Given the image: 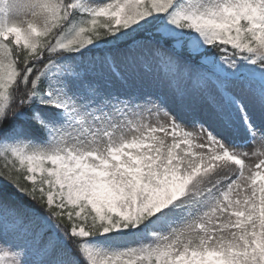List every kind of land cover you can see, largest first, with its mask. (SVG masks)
<instances>
[{
	"label": "snow or ice",
	"instance_id": "obj_1",
	"mask_svg": "<svg viewBox=\"0 0 264 264\" xmlns=\"http://www.w3.org/2000/svg\"><path fill=\"white\" fill-rule=\"evenodd\" d=\"M0 264H264V0H0Z\"/></svg>",
	"mask_w": 264,
	"mask_h": 264
},
{
	"label": "rangeland",
	"instance_id": "obj_2",
	"mask_svg": "<svg viewBox=\"0 0 264 264\" xmlns=\"http://www.w3.org/2000/svg\"><path fill=\"white\" fill-rule=\"evenodd\" d=\"M98 2H102V0H98ZM249 152H251V148L248 149ZM258 162V158H253L252 160L248 161V163L255 164Z\"/></svg>",
	"mask_w": 264,
	"mask_h": 264
}]
</instances>
